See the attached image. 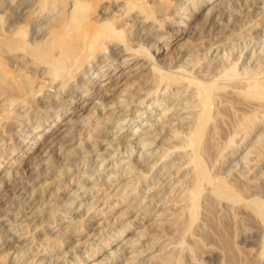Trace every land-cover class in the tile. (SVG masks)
<instances>
[{"label": "rangeland", "instance_id": "rangeland-1", "mask_svg": "<svg viewBox=\"0 0 264 264\" xmlns=\"http://www.w3.org/2000/svg\"><path fill=\"white\" fill-rule=\"evenodd\" d=\"M75 5L90 6L97 27L110 22L124 39L112 37L106 53L70 79L35 54L58 39L52 34L77 15L71 17ZM263 32L264 0H0V264H167L163 255L170 250L169 264H264V91L253 97L236 91L241 80L264 77ZM161 75L171 78L161 81ZM196 82L214 83L212 94L218 95L209 100V118L194 149L172 151L201 112L192 105L199 98ZM235 133L236 142L229 143ZM192 152L210 176L207 185L224 175L239 196L229 188L231 198L221 204L210 199L206 218L200 201L199 216L182 233L184 223L171 226L175 215L164 218L154 204L180 195L182 163ZM232 198L235 204L227 201ZM254 233L257 239L249 240ZM181 238L184 250L182 242L174 246Z\"/></svg>", "mask_w": 264, "mask_h": 264}, {"label": "bare ground", "instance_id": "bare-ground-1", "mask_svg": "<svg viewBox=\"0 0 264 264\" xmlns=\"http://www.w3.org/2000/svg\"><path fill=\"white\" fill-rule=\"evenodd\" d=\"M43 2H45V1H43ZM132 2V1H131ZM53 3V2H52ZM135 3H137V2H132L131 4V6H135V5H137V4H135ZM244 3H246V2H244ZM48 4V3H47ZM245 5V4H244ZM44 6H45V4H44ZM140 6V5H139ZM138 6V7H139ZM243 6V5H242ZM46 7V6H45ZM137 7V6H136ZM134 8V7H133ZM142 8V7H141ZM42 9H44L43 7H42ZM50 10V9H49ZM36 11V10H35ZM140 11V10H139ZM94 12L95 11H92L91 9H90V6L88 7V6H82L81 8H79V6H74V9H73V11H71V17H74V15H76L75 13H77V17L75 18H73V20H71V21H69V22H67L66 24H64V26H62L63 28L61 29V30H55V32H53V31H51V32H53V34H52V37L53 36H57L58 37V39L57 40H55L54 41V43L52 44H50V45H47V44H45V45H47V46H42L40 49H38L37 50V52H36V57H37V59H39L38 61H47L49 64H52V66L53 67H55L54 68V70H56V72H57V69H58V71H61L62 72V74H63V77H68V78H70V79H73L72 77L74 76L75 77V73L76 72H80L82 69H83V67H84V65L86 64V63H89V61H92V60H94V58L95 57H97L99 54V52H105V50L107 49V46L109 45H107V43H108V41H110V40H112L111 38L112 37H115L114 39H115V41H116V37H118L119 36V42H121L123 39H124V37L123 36H121L122 38H120V32H121V30H120V32H118L117 31V29L115 30V28L113 29V25L109 22V23H107V25H105V27H97L96 26V23H95V21H94V19H93V16H94ZM41 13V12H40ZM140 13H142V12H140ZM33 15V14H32ZM98 15H100V14H97V16ZM96 17V16H95ZM99 17V16H98ZM68 20V19H67ZM182 20V19H181ZM37 21V20H36ZM186 21V20H185ZM28 22V21H27ZM27 22H26V24H27ZM125 22V21H124ZM126 23V22H125ZM129 24V23H128ZM24 26V25H23ZM22 26V27H23ZM130 26V25H129ZM131 27V26H130ZM129 27V28H130ZM133 27V26H132ZM22 30V29H21ZM18 32V31H17ZM19 33V32H18ZM264 33V32H263ZM253 34V33H252ZM121 35H122V33H121ZM15 36V35H14ZM55 38V37H54ZM53 39V38H52ZM129 39V38H128ZM51 40V39H50ZM41 41V40H40ZM47 41V40H46ZM118 41V40H117ZM34 42V41H33ZM114 42V41H113ZM22 43V42H21ZM110 43V42H109ZM122 43H124V42H122ZM19 44V43H18ZM36 44V43H35ZM245 44V43H244ZM247 44V43H246ZM246 44H245V46H246ZM221 45H222V43H221ZM263 45V44H262ZM34 46V45H33ZM37 46V45H36ZM38 47H40V46H38ZM129 47V46H128ZM208 47H209V45H208ZM243 48V47H242ZM36 50V48L34 49V51ZM54 50H58L57 51V53H56V55L55 54H53V51ZM141 50V49H140ZM264 50V49H263ZM133 51V50H132ZM56 52V51H55ZM210 52V51H209ZM106 53V52H105ZM139 53V52H138ZM207 54V53H206ZM241 54H244V53H241ZM260 54H262V53H260ZM107 55V54H106ZM149 55V54H148ZM207 56V55H206ZM250 56H252L251 54H250ZM256 56V55H255ZM127 57V56H126ZM133 57V56H132ZM146 57V56H145ZM257 57V56H256ZM206 58V57H205ZM223 58V57H222ZM30 59V58H29ZM33 59H35V58H33ZM130 58L128 57V60H129ZM226 59V58H225ZM220 60H221V58H220ZM222 61H224L223 59H222ZM237 61V60H236ZM28 62V61H27ZM225 62V61H224ZM36 63H39V62H37L36 61ZM42 63V62H41ZM249 63V62H248ZM228 64V63H227ZM231 64H232V62H231ZM236 64V63H235ZM27 65V64H26ZM34 65V64H33ZM223 65V64H222ZM229 65V64H228ZM234 65V64H233ZM51 66V65H50ZM204 66V65H203ZM202 66V67H203ZM214 66V65H213ZM24 67V66H23ZM116 67V66H115ZM207 67H209V66H207ZM236 67H238L237 65H236ZM242 67V66H241ZM240 67V68H241ZM231 68V67H230ZM232 68H233V66H232ZM257 68V67H256ZM35 69V68H34ZM226 69H228V67L226 68ZM238 69H239V67H238ZM245 69V68H244ZM208 70H209V68H208ZM207 70V72H209ZM230 70L231 69H229L228 71L230 72ZM246 70V69H245ZM253 70V69H252ZM264 70V69H263ZM177 71V70H176ZM232 71V70H231ZM242 71V70H241ZM256 71V70H255ZM258 71H259V69H258ZM20 72V71H19ZM53 72V71H52ZM199 72V71H198ZM207 72H205L204 71V73H207ZM235 72V71H234ZM237 72V74L235 75V76H238L239 77V74H238V72H239V70L238 71H236ZM261 72V71H260ZM228 73V72H227ZM226 73V74H227ZM233 73V72H232ZM240 73V72H239ZM246 72H244V74H245ZM258 73V72H257ZM50 74H51V71H50ZM83 74V73H82ZM2 75V74H1ZM53 75H54V72H53ZM56 75V74H55ZM58 75V77L60 76V74H57ZM157 75V74H156ZM183 75H184V73H183ZM211 75H212V73H211ZM231 75V74H230ZM241 75V74H240ZM247 75V74H246ZM257 75V74H256ZM25 76V75H24ZM28 76V75H27ZM189 76V75H188ZM193 76V75H192ZM205 76V75H204ZM215 76V75H214ZM219 76H221V75H219ZM235 76H233V74L231 75V78L233 77V79H235V78H237V77H235ZM245 75H243V77H242V75H241V77L242 78H247V76H245ZM255 76V75H254ZM261 76V75H260ZM263 76V75H262ZM261 76V77H262ZM29 77V76H28ZM44 77V76H43ZM54 77V76H53ZM57 76H55L54 77V79L56 78ZM57 77V78H58ZM62 77V76H61ZM155 77V76H154ZM161 77V78H160ZM167 76H164L163 77V75H161V76H159V78H160V80L161 81H163V78H166ZM170 77V76H169ZM169 77H167V78H169ZM177 77V76H176ZM176 77H174L173 76V79H171L172 81H173V83L174 82H176V83H179V78H176ZM180 77V76H179ZM187 77V76H186ZM227 77H229V76H227ZM235 77V78H234ZM251 77V75H250V73H249V78ZM11 78V77H10ZM171 78V77H170ZM185 78V77H184ZM189 78L190 77H188V80H189ZM191 78H193V77H191ZM209 78V77H208ZM230 78V77H229ZM228 78V79H229ZM6 79V78H5ZM49 79H50V77H49ZM157 79H158V76H157ZM204 79V78H203ZM210 79V78H209ZM240 79V78H239ZM253 79V81H249V79H246L247 81H246V83H245V81L243 80H241V82L238 80V79H236V80H238L241 84V86L239 85V86H237V87H239V89H240V87H241V89L240 90H238V88L236 89V91H238V92H243V94H248V96L250 95H252V97L254 96V95H261V94H263V91H264V82H263V80H264V77L261 79L262 81H260L259 79H258V77H255V79L256 80H254V78L253 77H251V79L250 80H252ZM258 79V80H257ZM7 80H10V79H7ZM12 80H14V79H12ZM154 80V79H153ZM156 80V79H155ZM159 80V79H158ZM170 80V81H171ZM182 80V79H181ZM185 80V79H184ZM193 80V82H195L194 81V79H191V81ZM198 80V79H197ZM201 80H202V78H201ZM200 80V81H201ZM217 80V79H216ZM221 80V79H220ZM33 81V80H32ZM157 81V80H156ZM161 81L159 82V84L161 83ZM214 81V80H213ZM222 81V80H221ZM229 81V80H228ZM14 81H10V83H13ZM16 82V81H15ZM14 82V83H15ZM19 82V80L16 82V85H17V83ZM34 82V81H33ZM188 82H190V81H188ZM187 82V84H189ZM239 82H238V84H239ZM9 83V82H8ZM63 83V82H62ZM62 83H61V85H62ZM66 83V82H65ZM91 83V82H90ZM152 83V82H151ZM158 83V82H157ZM165 83H167L166 81H165ZM172 83V82H171ZM211 83H212V81H211ZM6 84H7V82H6ZM29 84V83H28ZM154 84V83H153ZM170 84V83H169ZM192 84V83H191ZM196 84H197V88H198V90H199V98H198V103H196V104H192L193 105V110L194 109H197V110H199V111H201L199 114H197V112H196V116L194 115V117H195V123H193L192 124V122L190 123V124H192V125H190V129H192V131H190V130H188V132L189 133H186V135L188 134V136L186 137V139L183 141V142H181V143H179V145L177 144V145H175L176 147L172 150V151H177L178 149H184V150H182V151H186V153H188V151L189 150H192V149H194V143L196 142V139L198 138V136H199V140H200V136L201 137H203L201 134H202V131L201 130H205L204 128H205V122H206V120H208V118H209V113H208V103H209V100H210V98H212V97H216V95H218V94H215V95H213L212 93L215 91V88H216V85L215 86H213V84H210L209 82L208 83H206V85H201V84H198L197 82H196ZM208 84V85H207ZM210 84V85H209ZM236 84V83H235ZM12 85V84H11ZM19 86H20V89H21V85L20 84H18ZM52 85V84H51ZM182 86H183V84H181ZM194 85H195V83H194ZM226 85V84H225ZM228 85H229V83H228ZM227 85V86H228ZM8 86H10V85H8ZM23 86V85H22ZM30 86H31V84H30ZM44 86L45 85H40V87L39 88H41V90H42V88H44ZM53 86H54V84H53ZM63 86V85H62ZM155 86V85H154ZM158 86V85H157ZM160 86H161V84H160ZM159 86V87H160ZM165 86V85H164ZM171 86V85H170ZM174 86V85H173ZM189 86V85H188ZM221 87H220V89L222 88V86L223 85H220ZM7 87V86H6ZM14 87H15V85H14ZM25 87H26V85H25ZM25 87H23V88H25ZM169 87V86H168ZM167 87V88H168ZM218 87H219V84H218ZM236 86H234V88H235ZM23 88H22V90H23ZM60 88H62L61 86H60ZM224 88V87H223ZM222 88V89H223ZM15 89V88H14ZM38 89V88H37ZM153 89L155 90V88L153 87ZM164 89V88H163ZM162 89V90H163ZM187 89H188V87H187ZM186 89V90H187ZM232 89H233V87H232ZM7 90V89H6ZM8 90H9V87H8ZM12 90V89H11ZM158 90V89H157ZM165 90H166V88H165ZM169 90V89H168ZM178 90V89H177ZM182 90V89H181ZM214 90V91H213ZM25 91V90H24ZM43 91V90H42ZM164 91V90H163ZM12 92H14V90L12 91ZM11 92V93H12ZM41 92V91H40ZM169 92V91H168ZM167 92V93H168ZM198 92V91H197ZM224 92V91H223ZM22 93V92H21ZM149 93V92H148ZM219 93V92H218ZM222 93V92H221ZM220 93V94H221ZM260 93V94H259ZM37 94V93H36ZM176 95V94H175ZM58 96V95H57ZM195 96H197V95H195ZM262 96V95H261ZM264 96V95H263ZM192 97V96H191ZM194 97V96H193ZM192 97V98H193ZM18 98H20V97H18ZM213 98V99H214ZM218 98V97H217ZM216 98V99H217ZM22 99V98H21ZM146 99V98H145ZM220 99H221V97H220ZM219 99V100H220ZM263 99V98H262ZM155 100V99H154ZM218 100V101H219ZM264 100V99H263ZM29 101V100H28ZM190 101V100H189ZM214 101V100H213ZM16 102V101H15ZM216 102V101H215ZM214 102V103H215ZM151 103H153V102H151ZM227 103V102H226ZM23 104V103H22ZM179 104V103H178ZM182 104V103H181ZM184 104V103H183ZM187 103H185V105H186ZM216 104V103H215ZM151 105H153V104H151ZM177 105V104H176ZM188 105V104H187ZM251 105V104H250ZM181 106H183V105H181ZM261 106H263V104L261 103V105L260 106H258L259 108L261 107ZM31 107V106H30ZM124 107V106H123ZM150 107V106H149ZM176 108H177V106H175ZM190 107V106H189ZM195 107V108H194ZM256 107L257 106H255V107H251V108H255V110H256ZM152 108V107H151ZM182 108V107H181ZM192 108V107H191ZM153 109V108H152ZM189 109V108H188ZM191 110V109H190ZM164 111V110H163ZM163 111H162V113H163ZM251 111H252V109H251ZM251 111H250V109H249V112L247 111V116H248V113H249V116H250V114L252 115V113H251ZM141 112H142V110H141ZM253 113H254V111H252ZM258 112V110L256 111V113ZM264 112V111H263ZM140 113V112H139ZM138 113V114H139ZM150 113V112H149ZM162 113H161V115H162ZM190 113V112H189ZM192 114V113H191ZM190 114V115H191ZM152 115V114H151ZM189 115V116H190ZM137 116H139V115H137ZM254 116V115H253ZM260 116V115H259ZM258 116V117H259ZM264 116V115H263ZM246 117V114H245V116H244V118ZM252 117V116H251ZM250 117V118H251ZM143 118V117H142ZM243 118V119H244ZM249 118V117H248ZM163 119V118H162ZM126 120V119H125ZM255 120V119H254ZM257 120V119H256ZM120 122V121H119ZM125 122V121H124ZM185 123H187V124H189L188 122H185ZM151 125H152V123H150ZM158 124V123H157ZM210 124H212V123H210ZM207 125V124H206ZM145 125H143V127H144ZM154 126H155V124H154ZM202 126H204V127H202ZM210 126V125H209ZM214 126V125H213ZM213 126H212V130L214 129L213 128ZM254 126V125H253ZM27 127V126H26ZM147 127H148V123H147ZM152 127V126H151ZM252 127V126H251ZM50 128V127H49ZM141 129V128H140ZM145 129V128H144ZM143 129V130H144ZM156 129V128H155ZM211 128H209V130H210ZM246 129H248V127L246 128ZM250 129V128H249ZM194 130V131H193ZM211 130V131H212ZM245 130V129H244ZM50 131V130H49ZM242 131V130H241ZM246 132H247V134H248V132H249V130H245ZM252 131V130H251ZM250 131V132H251ZM137 132V131H136ZM191 132H193V133H191ZM200 132H201V134H200ZM210 132V131H209ZM249 132V133H250ZM185 132H183V134H184ZM239 133V132H238ZM204 134V133H203ZM180 135V134H179ZM231 135V134H230ZM103 136V135H102ZM175 136V135H174ZM176 136H177V134H176ZM235 136H237L236 135V133L234 134V135H232L231 137H230V139H229V143H230V141H232V143L235 141L234 139H235ZM242 137V136H241ZM184 138V137H183ZM248 138V137H247ZM119 139V138H118ZM32 140V139H31ZM234 140V141H233ZM129 142V141H128ZM236 142V141H235ZM242 142H244V141H242ZM28 142H26V144H27ZM227 143V142H226ZM238 143V142H237ZM96 144V143H95ZM150 144V143H149ZM126 145H127V142H126ZM125 145V146H126ZM228 145V147L230 146L229 144H227ZM245 145V144H244ZM93 146H95V145H93ZM124 146V150L126 151V147ZM130 146V145H129ZM128 146V147H129ZM132 146V145H131ZM198 147H199V145H198ZM227 147V146H226ZM232 147H233V145H232ZM131 148V147H130ZM134 148V147H133ZM61 149V148H60ZM129 149V148H128ZM198 149V148H197ZM197 149H195V150H197ZM123 150V152H125ZM130 150H133L134 151V149H130ZM225 150V149H224ZM234 150V149H233ZM239 150V147H237V149L234 151V153H236L237 151ZM251 150H252V148H251ZM251 150H250V152H249V155L250 154H252L251 153ZM24 152L26 151L25 150V148H24V150H23ZM141 151V150H140ZM139 152V151H138ZM169 153H170V148H169V151H168ZM168 152H167V154H168ZM225 152V151H224ZM129 153H130V151H129ZM134 152H132V153H130L131 155L133 154ZM185 153V154H186ZM195 153H197V152H195ZM165 154V153H164ZM260 154V153H259ZM259 154H258V157H259ZM262 154V153H261ZM189 155V154H188ZM220 155H222V154H220ZM224 155V154H223ZM262 156V155H261ZM149 157V156H148ZM164 157H166L165 155H164ZM186 157H187V155H186ZM223 157V156H222ZM130 158V157H129ZM134 158V157H133ZM138 158V157H137ZM141 158V157H140ZM139 158V159H140ZM143 158V157H142ZM147 159H149V158H147ZM153 159V158H152ZM164 159V158H163ZM184 159V158H183ZM186 159V158H185ZM201 159V158H200ZM225 159V158H224ZM230 159V158H229ZM245 159H247V158H245ZM254 159V158H253ZM253 159H251V160H253ZM263 159V158H262ZM87 160V159H86ZM143 160V159H142ZM166 160V159H165ZM249 160H250V158H249ZM248 160V161H249ZM255 160V159H254ZM253 160V161H254ZM15 161V160H14ZM94 161V160H93ZM114 161V160H113ZM119 161V160H118ZM203 161V160H202ZM223 161V160H222ZM256 161V160H255ZM260 160H259V158L257 159V161H256V165H258V162H259ZM138 162V161H137ZM245 162V161H244ZM246 162H247V160H246ZM148 163V162H147ZM155 163V162H154ZM240 163V162H239ZM248 163V162H247ZM249 163H250V161H249ZM253 163V162H252ZM251 163V164H252ZM3 164V163H2ZM94 164V163H93ZM107 164V163H106ZM236 164H238V163H236ZM235 164V165H236ZM124 165V164H123ZM155 165V164H154ZM153 165V166H154ZM157 165V164H156ZM155 165V166H156ZM181 165V164H180ZM200 165H203L201 162H200V164H199V161L194 157V153L192 152L190 155H189V157H187V159L182 163V166H184V171L182 172V171H180L181 170V166H179L178 168H177V170H176V174L180 171L182 174H184V178L186 179V181H185V185L183 186V188H182V186H181V188H182V192L181 193H179V194H177V195H179L178 197H172V195H174V192H173V194L171 193V197H162L161 199H159V201L157 202V204H154L155 206H158V204H160V207L162 208V211H161V214H164L165 215V217H164V215H163V217L164 218H166V219H170L171 217H169L170 216V213L171 214H173V215H175V221L173 222L172 221V224H171V226L173 225V224H176V223H181L180 221H182V224L184 223V225H182L181 227L182 228H184V232H182V233H188V227H186L187 225H193V224H191L192 223V221L196 218V216L198 215L196 212H197V209H198V205H200L201 203H202V210H203V212H202V214H203V216H205V218H206V213L208 214V207H206V206H208V203L210 202V199H212V198H214V199H217V201L219 202V204H221V201L222 200H224L225 199V197H227V199H228V197L229 198H231V195H229L228 194V190H230L231 189V191L230 192H232V188L233 187H228L229 185L228 184H226V182H225V179L223 180V178L225 177L224 175H222V180L220 179L221 178V176H220V174L218 175L219 176V178L218 177H215V178H218L219 179V182H217V183H214V181H210V182H212L213 183V185H207V183L205 182L207 179H209V175H207L206 174V172H205V168L202 166V168H198ZM242 165V164H241ZM241 165H240V167H241ZM244 166V168H245V166L247 165H245V164H243ZM250 165V164H249ZM254 165H255V162H254ZM116 166H117V164H116ZM129 166V165H128ZM173 166V165H172ZM252 166V165H251ZM99 167V166H98ZM107 167V166H106ZM117 167H120V165H118ZM125 167V166H124ZM127 167V166H126ZM125 167V168H126ZM176 167V166H175ZM247 167V166H246ZM249 167V166H248ZM247 167V168H248ZM109 168V167H108ZM114 168H116V167H114ZM128 168V167H127ZM155 168V167H154ZM233 168V167H232ZM72 169V168H71ZM118 169H120V168H118ZM117 169V170H118ZM174 169V168H173ZM251 169H252V167H251ZM253 169H254V167H253ZM253 169H252V171H253ZM68 170V169H67ZM116 170V171H117ZM130 170V169H129ZM142 170V169H141ZM147 170V169H146ZM145 170V171H146ZM150 170H152V169H150ZM168 170H169V168H168ZM248 170H249V168H248ZM118 171H120V170H118ZM131 171V170H130ZM133 171V170H132ZM187 171V172H186ZM251 171V170H250ZM100 172V171H99ZM170 172V171H169ZM247 172H249V171H247ZM246 172V173H247ZM264 172V171H263ZM13 173H15V172H13ZM100 173H102V172H100ZM99 173V174H100ZM120 173H121V171H120ZM128 173V172H127ZM132 173V172H131ZM138 173V172H137ZM149 173H150V171H149ZM164 173V172H163ZM208 173V172H207ZM260 173V172H259ZM124 174V173H123ZM140 174V173H139ZM144 174H145V172H144ZM143 174V175H144ZM168 174V173H167ZM166 173H165V175H167ZM172 174H174V172L172 173ZM172 174H170V175H172ZM238 174V173H237ZM243 173H241V175H242ZM101 175V174H100ZM135 175H136V173H135ZM243 175H245V173L243 174ZM117 176V175H116ZM126 176V175H125ZM132 176H134V175H132ZM142 176V175H141ZM148 176V175H147ZM154 176V175H153ZM169 176V175H168ZM173 176V175H172ZM207 176H208V178H207ZM228 175L226 174V177H227ZM236 176V175H235ZM255 176V175H254ZM22 177V176H21ZM114 177H115V175H114ZM124 177V176H123ZM135 177V176H134ZM152 177V176H151ZM175 177V176H174ZM181 177V176H180ZM99 178V177H98ZM118 178V177H117ZM214 178V179H215ZM20 179V178H19ZM102 179V178H101ZM162 179V178H161ZM253 179V178H252ZM251 179V180H252ZM13 180H15V179H13ZM17 180V179H16ZM220 180H221V182H220ZM254 180V179H253ZM252 180V181H253ZM44 181V180H43ZM70 181V180H69ZM128 181V180H127ZM175 181V180H174ZM178 181H179V179H178ZM184 181H183V183H184ZM187 181L189 182V183H187ZM207 181H209V180H207ZM218 181V180H217ZM228 181V180H227ZM250 181V180H249ZM14 182V181H13ZM93 182V181H92ZM103 182V181H102ZM126 182V181H125ZM130 183H131V181H129ZM181 182V181H180ZM43 183V182H42ZM182 183V182H181ZM182 183V184H183ZM232 183V182H231ZM104 184V183H103ZM111 184V183H110ZM171 184V183H170ZM178 184H179V182H178ZM229 184H230V181H229ZM44 185V184H43ZM131 185V184H130ZM231 185V184H230ZM103 186V185H102ZM105 186V185H104ZM107 186H108V184H107ZM135 186V185H134ZM161 186H162V184H161ZM166 186V185H165ZM174 186H176V184L174 185ZM232 186V185H231ZM43 187V186H42ZM60 187V186H59ZM153 187V186H152ZM169 187V186H168ZM99 188H101V187H99ZM127 188V187H126ZM134 188V187H133ZM138 188V187H137ZM176 188V187H175ZM177 188H178V185H177ZM180 188V189H181ZM230 188V189H229ZM88 189V188H87ZM92 190V188L90 187L88 190ZM102 189H104V188H101V190ZM154 189V188H153ZM161 189V188H160ZM163 189V188H162ZM174 190V189H173ZM176 190V189H175ZM123 191H125V190H123ZM169 191V190H168ZM177 191V190H176ZM179 191V190H178ZM85 192V191H84ZM97 192V191H96ZM95 192V193H96ZM150 192V191H149ZM171 192V191H170ZM235 192V191H234ZM90 193V192H89ZM119 193V192H118ZM178 193V192H177ZM94 194V193H93ZM89 195V194H88ZM96 195V194H95ZM118 195V194H117ZM97 196H99V195H97ZM168 196H170V195H168ZM176 196V195H175ZM233 196H235V197H237V196H239V193L236 195L235 193H234V195H233V192H232V197ZM257 196V195H256ZM80 197V196H79ZM90 198H92L91 196H89ZM115 197V196H114ZM154 197V196H153ZM235 197H234V202L236 203V201L237 200H235ZM253 197H255V196H253ZM78 198V197H77ZM86 198H87V196H86ZM117 198V197H116ZM121 198V197H120ZM123 198V197H122ZM75 199V198H74ZM124 199V198H123ZM213 199V200H214ZM157 200V199H156ZM97 201H98V199H97ZM136 201V200H135ZM200 201H201V203H200ZM215 201V200H214ZM213 201V202H214ZM225 201V200H224ZM227 201H232V203H233V198H232V200H227ZM264 200H262V202H263ZM71 202H72V200H71ZM79 202V201H78ZM84 202H85V200H84ZM83 202V203H84ZM89 202V201H88ZM102 202V201H101ZM145 202V201H144ZM152 202V201H151ZM150 202V203H151ZM156 202V201H155ZM179 202V203H178ZM211 202H212V200H211ZM217 202V203H218ZM260 203L259 202V204H260V206H261V204H262V206H263V203ZM91 203V202H90ZM103 203V202H102ZM105 203H106V201H105ZM107 203H108V201H107ZM114 203V202H113ZM153 203V202H152ZM223 203V202H222ZM235 203H233V204H235ZM255 203H257V202H255ZM69 204V203H68ZM93 204H95V202H93ZM115 204V203H114ZM145 204H147L146 202H145ZM163 204H165V206L163 205ZM176 204H177V206L178 205H181L182 207L180 208V209H177L176 210V208H177V206H176ZM211 204H213V203H209V205H211ZM224 204V203H223ZM229 203H227V205H228ZM232 204V205H233ZM258 204V203H257ZM42 205V204H41ZM72 205V204H71ZM74 205V204H73ZM77 205V204H76ZM75 205V206H76ZM79 205V204H78ZM102 205V204H101ZM68 206V205H67ZM80 206V205H79ZM81 206H82V204H81ZM96 206V205H95ZM143 206V205H142ZM142 206H140V209L142 208ZM145 206V205H144ZM229 206V205H228ZM255 206V205H254ZM259 206V207H260ZM262 206L260 207V208H262ZM91 207H92V203H91ZM91 207L89 208V209H91ZM94 207V206H93ZM139 207V206H138ZM149 207V206H148ZM227 207V206H226ZM230 207V206H229ZM228 207V208H229ZM233 207V206H232ZM258 207V206H257ZM258 207V208H259ZM264 208V207H263ZM262 208V209H263ZM171 209L173 210V211H171ZM262 209H261V211H262ZM40 210V209H39ZM92 210V209H91ZM151 210V207H149L148 209H146V214H148V212ZM165 210H166V212H165ZM175 210V211H174ZM260 209H258V211H259ZM264 210V209H263ZM70 211V210H69ZM90 211V210H89ZM107 212V211H106ZM106 212L104 213V215L106 214ZM255 213H257V210L256 211H254ZM81 213V212H80ZM260 213H263V211L262 212H260ZM259 212L257 213V214H260ZM67 214V213H66ZM65 214V215H66ZM70 214H71V212H70ZM264 214V213H263ZM98 215V213H94L93 215H92V217H96ZM159 215V214H158ZM85 216V215H84ZM199 216V215H198ZM262 216V215H261ZM79 217V216H78ZM82 217V216H81ZM33 218V217H32ZM144 218V217H143ZM198 218V217H197ZM204 218V219H205ZM261 218H263V216L261 217ZM63 219V218H62ZM162 219V218H161ZM177 219V220H176ZM86 220V219H85ZM172 220H173V218H172ZM75 221V220H74ZM78 221V220H77ZM205 221H206V219H205ZM176 222V223H175ZM204 222V221H203ZM21 223V222H20ZM23 223V222H22ZM52 223H53V221H52ZM55 223V222H54ZM77 223V222H76ZM205 223V222H204ZM75 224V223H74ZM81 224V223H80ZM208 224H209V222H208ZM208 224H207V227H208ZM133 225V224H132ZM202 226V225H201ZM209 226H210V224H209ZM76 227V226H75ZM130 227H131V225H130ZM174 227V226H173ZM178 226H175V228H177ZM34 228V227H33ZM43 228V227H42ZM127 228H129V226H125V228L123 227L122 228V233L121 234H123V233H125L126 232V230H127ZM182 228H180V227H178L177 228V230L179 231V229H181L182 230ZM191 228V227H190ZM205 228H206V225H205ZM170 229H172V228H170ZM34 230V229H33ZM70 230V229H69ZM177 230H173V231H177ZM62 231V230H61ZM164 232V231H163ZM250 232V231H249ZM175 233V232H174ZM178 233H181V232H178ZM191 233V232H190ZM34 234V233H33ZM39 234V233H38ZM47 234V233H46ZM137 235L139 234L138 232L136 233ZM172 234V233H171ZM135 235V234H134ZM144 235V234H143ZM45 236V235H44ZM47 236H48V234H47ZM116 236V235H115ZM121 236V235H120ZM139 236V235H138ZM184 236H186V235H184ZM35 237V236H34ZM57 237V236H56ZM118 237V236H117ZM133 237V236H132ZM182 237V236H181ZM257 234L256 233H254L250 238H248L249 240H252V241H255L257 238ZM32 238H33V236H32ZM135 238V237H134ZM138 238V237H137ZM140 238V237H139ZM138 238V239H139ZM2 239V238H1ZM36 239V238H35ZM168 239V238H167ZM61 240V239H60ZM115 240H116V237H115ZM172 240V239H171ZM179 240V239H178ZM65 241V240H64ZM110 241H113V240H109V245H111V242ZM44 242V241H43ZM61 242V241H60ZM129 242V241H128ZM179 242V241H178ZM181 242H182V245H181ZM24 243H26V242H24ZM42 243V242H41ZM63 243V242H62ZM108 243V242H107ZM136 243H139V242H136ZM167 243V242H166ZM170 243H171V241H170ZM186 243V242H185ZM133 244V243H132ZM165 244V243H164ZM20 245V244H19ZM19 245H18V247H19ZM23 245V244H22ZM21 245V246H22ZM126 245V244H125ZM171 245H173V242H172V244ZM171 245H170V247H171ZM179 245H181L182 247H183V250H184V244H183V240H182V238L180 239V242L179 243H174V246L176 247H178ZM133 246H134V244H133ZM181 246H179V247H181ZM185 246H188V245H185ZM167 247H169V246H167ZM166 247V248H167ZM189 247V246H188ZM187 247V248H188ZM210 247H213L214 248V246L212 245V246H210ZM37 248V247H36ZM50 248V247H49ZM170 249V248H169ZM162 250V249H161ZM167 250V249H166ZM174 250V249H173ZM188 250V249H187ZM218 250V249H217ZM264 250V249H263ZM34 251V250H33ZM126 251V250H125ZM169 251V250H168ZM174 251H176V250H174ZM179 251V250H178ZM185 251H186V249H185ZM25 252H26V250H25ZM24 252V253H25ZM92 252V251H91ZM181 252H182V250H181ZM218 252V251H217ZM22 253V252H21ZM116 253V252H115ZM121 253V252H120ZM141 253V252H140ZM20 254V253H19ZM82 254V253H81ZM127 254V253H126ZM138 254V253H137ZM176 254V253H175ZM178 254H180V251H179V253ZM25 255V254H24ZM92 255H96V252L95 251H93L92 252ZM174 255V254H173ZM115 256V255H114ZM139 256H140V254H139ZM179 256V255H178ZM177 256V257H178ZM19 257H21V254L19 255ZM36 257V256H35ZM116 257V256H115ZM172 257V252H171V250H170V253H168L167 255H163V260L167 263V264H169L168 262H172L171 260L173 259V257ZM176 257V256H175ZM176 257V258H177ZM109 258H110V256H109ZM33 259V258H32ZM44 259V258H43ZM175 259V258H174ZM179 259H181V257L179 256ZM178 259V260H179ZM54 260V259H53ZM162 260V261H163ZM38 261V260H37ZM42 261V260H41ZM40 261V262H41ZM49 261V260H48ZM47 261V262H48ZM100 261V260H99ZM110 261V260H109ZM58 262V261H57ZM111 262V261H110ZM130 262V261H129ZM175 262V261H174ZM66 263V262H65ZM96 263V262H95ZM108 263V262H107ZM18 264V263H17ZM49 264V263H48ZM53 264V263H52ZM55 264V263H54ZM69 264V263H68ZM134 264V263H133ZM149 264V263H148ZM165 264V263H164Z\"/></svg>", "mask_w": 264, "mask_h": 264}]
</instances>
